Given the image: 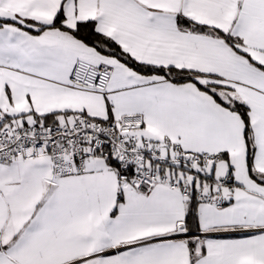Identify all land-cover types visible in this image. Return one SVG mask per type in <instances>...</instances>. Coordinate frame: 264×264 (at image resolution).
<instances>
[{
	"label": "snow or ice",
	"instance_id": "6c2138e0",
	"mask_svg": "<svg viewBox=\"0 0 264 264\" xmlns=\"http://www.w3.org/2000/svg\"><path fill=\"white\" fill-rule=\"evenodd\" d=\"M0 264H264V0H0Z\"/></svg>",
	"mask_w": 264,
	"mask_h": 264
}]
</instances>
